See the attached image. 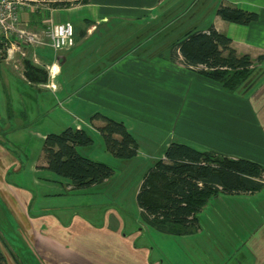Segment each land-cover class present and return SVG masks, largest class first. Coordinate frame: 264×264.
Here are the masks:
<instances>
[{
  "label": "crops",
  "instance_id": "1",
  "mask_svg": "<svg viewBox=\"0 0 264 264\" xmlns=\"http://www.w3.org/2000/svg\"><path fill=\"white\" fill-rule=\"evenodd\" d=\"M46 1L21 6V20L37 31L50 21L70 20L73 44L61 50L46 44L15 46L9 54L2 46L3 85L9 83L8 74L13 76L8 65L14 67L11 63L17 61L22 80L35 83L37 90L50 91L56 99V91L72 89L68 87L71 78L62 75L65 61L76 57L71 62L91 74L63 98L74 111L86 117L99 111L122 119L137 141L127 117L164 128L172 140L251 158L264 166V0H87L64 7ZM222 1L254 10L258 17L248 23L224 19L216 12ZM210 25L231 38L238 54L248 53L254 59L251 74L234 90L188 65L173 46L187 31L206 30ZM25 57L45 69L46 80L34 81L25 75ZM48 81L54 86L45 85ZM76 95L85 100L73 102ZM75 119L69 125L84 127L79 116ZM100 123L102 119L95 118L85 128L98 131L95 125ZM32 162L35 170L46 163L45 158ZM23 167L19 156L0 140V200L17 222L21 244L39 264H164L165 257L167 264H264V183L254 191L212 195L197 213L196 230L176 234L189 239L181 245H194L208 255L227 245L225 258L180 261L179 245L171 246L175 252L168 256L163 252L161 233L169 232L142 217L139 227L129 228L115 206H107L101 217L93 218L92 213L71 205L38 201L52 193L63 195L53 184L59 180L52 175L35 176L34 189L17 179ZM10 172L15 173L13 178ZM109 180L110 176L89 187H104ZM63 183L71 187L69 180Z\"/></svg>",
  "mask_w": 264,
  "mask_h": 264
},
{
  "label": "trees",
  "instance_id": "2",
  "mask_svg": "<svg viewBox=\"0 0 264 264\" xmlns=\"http://www.w3.org/2000/svg\"><path fill=\"white\" fill-rule=\"evenodd\" d=\"M87 0H81L85 2ZM78 0H54L51 6L64 7ZM217 14L224 19L248 23L257 19L258 13L232 3L220 2ZM1 41L3 37H0ZM0 42V52L2 50ZM173 46L179 49L184 61L223 87L234 90L253 70L254 59L248 54H238L231 38L210 25L206 30H189ZM260 58V55L257 57ZM25 75L34 81L46 80V71L29 58L23 59ZM102 119L95 125L105 146L114 155L131 158L138 151V142L122 119L95 112L90 120ZM93 137L85 127L68 125L60 131H49L43 138L45 165L59 176L66 177L72 188L86 187L111 176L113 167L102 160L81 153L77 146L88 145ZM264 166L251 158L218 154L200 149L190 143L171 140L162 157L157 158L142 176L136 193L141 217L158 230L182 234L198 227L197 213L208 199L218 193L254 191L263 186ZM0 244L16 264L24 260L13 253L0 236ZM25 246V245H22ZM29 257V256H28ZM5 255L0 249V263ZM7 261V260H6ZM25 263L28 264L27 261Z\"/></svg>",
  "mask_w": 264,
  "mask_h": 264
},
{
  "label": "rangeland",
  "instance_id": "3",
  "mask_svg": "<svg viewBox=\"0 0 264 264\" xmlns=\"http://www.w3.org/2000/svg\"><path fill=\"white\" fill-rule=\"evenodd\" d=\"M24 4L32 6L38 0H20ZM81 0H78V2ZM50 3V0L46 1ZM31 18V17H30ZM30 23L23 24L29 30L36 31L38 28H30ZM42 29V28H41ZM50 46L49 44H46ZM52 47V46H51ZM51 49V48H50ZM54 49V48H53ZM79 58V57H78ZM68 59L64 64L63 77L69 76L71 81L68 87L72 88L71 91L59 90L56 91V99L52 98L51 92L48 90H37L35 83L22 80L18 73H21V67L17 61L9 66V70L13 72V76L9 75L8 85H3L2 78L0 79V140L15 152L20 160L24 162L23 169L19 172V180L26 184L32 185L36 189V185L32 182L33 178L40 177L44 179L48 176H53L58 179V182L53 184L58 187L63 195L52 193L50 196H40L38 201L50 205H58L61 203L71 205V208H78L83 213H92L91 216L96 218L102 216L101 213L107 206H115L121 213L123 220L129 226L139 227L142 223V218L139 212L136 192L142 180V176L147 168L159 158L168 141L172 140L169 132L163 130L162 127L154 125H147L134 121L127 117V124L130 129L134 131L138 139V151L131 158H121L110 151L106 154L104 139L100 132L95 129L88 128L93 137V142L88 145H79L78 149H82L88 156L102 159L113 167V173L110 176L109 182L101 188H90L89 186L80 188H71L64 185L63 182L68 180L66 177L59 176L52 170L44 167H39L35 170L31 167V162L44 158L43 153V138L44 134L49 131H60L69 124H74L75 116L83 115L82 112L74 111L70 104L66 103L63 98L73 90L79 87L81 82L86 77L90 76L89 69L80 67L79 64H73ZM17 65V67H15ZM3 68V63L1 64ZM82 71V72H81ZM66 73V74H65ZM254 73V72H253ZM255 73L251 76L253 78ZM51 82V81H50ZM67 88V84H64ZM68 90V89H67ZM79 99H84L81 95L73 96L72 101L78 102ZM85 100V99H84ZM81 123L84 127H88L87 123L90 120L89 115L82 116ZM84 154V153H83ZM95 158V159H96ZM32 162V163H33ZM11 178L14 177V172H10ZM50 174V175H49ZM61 180V181H60ZM41 189V188H40ZM58 192V191H57ZM59 193V192H58ZM264 196V192H261ZM207 216V213L204 214ZM19 228L14 217L7 210L4 202L0 200V236L3 241L8 244V247L14 253H18L19 257L28 262V264H39L33 257H31L30 250L26 246H22ZM163 239L162 245H166V250L163 251L166 256L175 252V248L171 246L179 245L178 254L179 260H212L218 261L223 255L227 256V245H221V250L208 255L206 251L193 247L194 245H181L182 242H188V238H179V235L171 233H161ZM223 236V235H222ZM5 245L0 244V249L5 255L4 264H12L9 252L6 251ZM159 246V245H158ZM238 245L234 246L236 248ZM232 248V249H233ZM231 249V250H232ZM29 256V257H28ZM168 261L166 257L164 264ZM1 264V263H0Z\"/></svg>",
  "mask_w": 264,
  "mask_h": 264
},
{
  "label": "built area",
  "instance_id": "4",
  "mask_svg": "<svg viewBox=\"0 0 264 264\" xmlns=\"http://www.w3.org/2000/svg\"><path fill=\"white\" fill-rule=\"evenodd\" d=\"M22 4L24 2L20 0H0V37H3L1 42L8 54L15 46L49 44L55 50H61L73 44L74 26L72 21H50L40 31L29 30L23 26L25 22L19 15ZM21 53L24 54L23 51ZM193 67L205 68L202 64ZM51 74L52 72H50ZM45 85L54 86L50 81Z\"/></svg>",
  "mask_w": 264,
  "mask_h": 264
}]
</instances>
